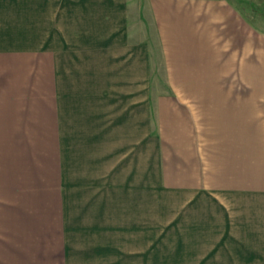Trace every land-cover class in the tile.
Listing matches in <instances>:
<instances>
[{
	"label": "crops",
	"instance_id": "1",
	"mask_svg": "<svg viewBox=\"0 0 264 264\" xmlns=\"http://www.w3.org/2000/svg\"><path fill=\"white\" fill-rule=\"evenodd\" d=\"M244 2L0 0V264H264ZM149 169L203 224L149 233Z\"/></svg>",
	"mask_w": 264,
	"mask_h": 264
},
{
	"label": "rangeland",
	"instance_id": "2",
	"mask_svg": "<svg viewBox=\"0 0 264 264\" xmlns=\"http://www.w3.org/2000/svg\"><path fill=\"white\" fill-rule=\"evenodd\" d=\"M241 7L246 20L255 25L264 35V4L244 2ZM151 173L149 169L147 216L149 233L156 232L159 226L167 224H203L204 197L202 194L201 196H171L172 191L160 188ZM41 234L45 240L54 242L58 240L55 233Z\"/></svg>",
	"mask_w": 264,
	"mask_h": 264
}]
</instances>
